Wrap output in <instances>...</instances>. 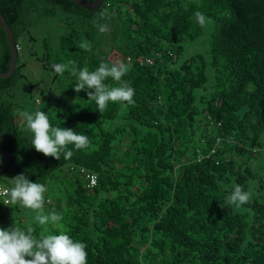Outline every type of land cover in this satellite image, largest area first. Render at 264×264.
<instances>
[{
    "label": "trees",
    "instance_id": "1",
    "mask_svg": "<svg viewBox=\"0 0 264 264\" xmlns=\"http://www.w3.org/2000/svg\"><path fill=\"white\" fill-rule=\"evenodd\" d=\"M102 9L109 16L98 19ZM0 11L20 47L15 73L0 79L2 179L12 187L25 174L45 184V213L63 217L34 224L38 239L68 233L86 243L87 264H264V0H106L98 9L1 0ZM196 11L214 21L210 49L181 60L184 42L203 33ZM52 20L60 30L24 57L25 44L38 42L32 28L54 27ZM146 57L153 63L141 64ZM10 60L0 25V71ZM31 60L51 77L48 90L76 77L70 61L90 71L122 61L135 102H109L100 113L88 90L73 102L40 91L25 72ZM61 63L68 67L58 74L53 65ZM37 110L52 126L87 135L90 147L68 145V160L37 152L19 116ZM79 167L97 173L96 186H87ZM217 181L250 188L251 202L237 210ZM34 215L0 199V228H23Z\"/></svg>",
    "mask_w": 264,
    "mask_h": 264
},
{
    "label": "clouds",
    "instance_id": "2",
    "mask_svg": "<svg viewBox=\"0 0 264 264\" xmlns=\"http://www.w3.org/2000/svg\"><path fill=\"white\" fill-rule=\"evenodd\" d=\"M109 16L106 9L98 12V19ZM196 21L202 26L210 24L212 21L200 11L194 13ZM101 33L108 29L104 25L97 24ZM80 47L89 49L87 43H81ZM18 48V45H17ZM73 67L71 72L77 77L74 91L77 93L88 90L87 96L91 101H95L97 109L103 113L109 102H126L133 104L135 90L129 81L122 78L128 73V66L122 61H114L111 64L101 62L94 71H90L87 66L77 69L74 62H69ZM65 64H55L53 68L58 74H63L67 69ZM111 78L117 82L118 86L105 81ZM19 116L26 122L27 130L33 133L32 146L37 152L47 157L60 160L61 156L65 160L73 156V151L68 149V145H74L76 150L90 147L91 141L85 134H78L71 128L54 127L50 123L47 113L37 110L34 113L22 111ZM12 187L3 193L9 198L5 200V205H17L31 209L35 212L34 217L25 227L13 225L11 228H0V264H87L88 253L86 243L73 239L68 233L61 231L57 234H41L36 237L34 224L47 226L59 223L63 217L54 211L45 213V184L31 182L25 174L17 175L11 179ZM218 185L230 194L226 196V203L234 205L240 210L243 205L251 202L253 192L244 190L239 184H225L217 181ZM45 231L47 228L45 227ZM28 257L29 259H26Z\"/></svg>",
    "mask_w": 264,
    "mask_h": 264
},
{
    "label": "rangeland",
    "instance_id": "3",
    "mask_svg": "<svg viewBox=\"0 0 264 264\" xmlns=\"http://www.w3.org/2000/svg\"><path fill=\"white\" fill-rule=\"evenodd\" d=\"M211 19V23L204 26L203 27V33L202 35L197 38L196 40H186L184 42V47H185V51L183 56L181 57V60L190 57L194 54L197 53H202V54H207L209 49H210V39H211V34L214 30V21ZM50 23L53 22L52 24L54 25V27L56 29H53L54 27L51 26H47V25H43L42 27H34L32 28L33 34L36 35V38L38 40V42L36 43H26L25 44V49L23 51V56L27 57L28 54H30L31 48L34 47L35 50H37V52L40 50H42V45H41V40L43 39V37L49 33H53L54 31L58 30L59 28L57 27V23L56 21L52 20L49 21ZM60 30V29H59ZM24 39H26V35L24 36ZM33 62H34V57H31ZM26 59V58H25ZM32 60L29 63V66L27 68V70H25V72L29 75L30 78L33 77V79H38L41 83H40V87L39 90L41 91V89H45L47 90V93H51L53 95H62L65 98H68L70 96H73L72 98V102L74 101V95L77 94V92L74 91V85L77 82V77H74V79L72 77H66L64 76L62 79L64 80V82L62 83H55V85H51L52 89L48 90L46 87L50 85V79L51 77H48L47 74H44V71L38 67V66H33L32 64ZM49 74H54L53 71H50ZM72 79V80H70ZM37 89H34V91H39ZM75 92V93H74ZM36 93V92H34ZM74 94V95H73ZM23 98H20V100H22ZM33 103L28 104V106L32 109ZM55 225V224H54Z\"/></svg>",
    "mask_w": 264,
    "mask_h": 264
},
{
    "label": "water",
    "instance_id": "4",
    "mask_svg": "<svg viewBox=\"0 0 264 264\" xmlns=\"http://www.w3.org/2000/svg\"><path fill=\"white\" fill-rule=\"evenodd\" d=\"M1 1V0H0ZM76 2L78 5H80L83 8L86 9H98L100 8L103 3L106 0H73ZM0 25L4 29L7 37V42L9 45V48L11 50V60H10V66L7 71H0V79L8 78L12 76L17 68V60L19 56L17 44L15 41L14 33L12 31V28L7 21L6 17L3 15V13L0 11Z\"/></svg>",
    "mask_w": 264,
    "mask_h": 264
},
{
    "label": "built area",
    "instance_id": "5",
    "mask_svg": "<svg viewBox=\"0 0 264 264\" xmlns=\"http://www.w3.org/2000/svg\"><path fill=\"white\" fill-rule=\"evenodd\" d=\"M20 47L18 46V49ZM128 60H130V58H128ZM141 64H152L153 63V59L151 57H146L143 59L139 60ZM217 140L219 141L220 138H217ZM215 149H212L211 152H214ZM204 157V155L200 154L199 155V160H201ZM7 167L6 164V160L5 159H0V193H3L6 189L10 188L11 186L9 184H7L3 179H2V174L4 173L5 169ZM74 168V167H72ZM80 170V173L83 175L84 179L87 181V186L89 188L94 187L97 185L98 183V175L97 173L88 170L85 167H79L78 168ZM9 197L7 195L4 194H0V199L3 200L5 202V200H7Z\"/></svg>",
    "mask_w": 264,
    "mask_h": 264
}]
</instances>
